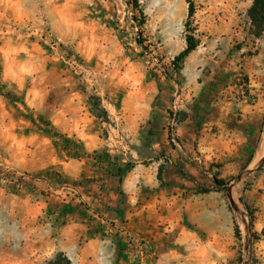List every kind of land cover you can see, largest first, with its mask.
Masks as SVG:
<instances>
[{
    "label": "rangeland",
    "instance_id": "obj_1",
    "mask_svg": "<svg viewBox=\"0 0 264 264\" xmlns=\"http://www.w3.org/2000/svg\"><path fill=\"white\" fill-rule=\"evenodd\" d=\"M136 2L0 0V264H264V22Z\"/></svg>",
    "mask_w": 264,
    "mask_h": 264
},
{
    "label": "trees",
    "instance_id": "obj_2",
    "mask_svg": "<svg viewBox=\"0 0 264 264\" xmlns=\"http://www.w3.org/2000/svg\"><path fill=\"white\" fill-rule=\"evenodd\" d=\"M132 6L135 8L137 6L136 0H131ZM251 20L254 24H258L260 22H264V0H253V3L249 9ZM193 15V4L188 1L187 7V17L191 18ZM186 46L174 57V64L176 62L186 57L192 50H194L197 46V41L195 40L193 34L189 33L185 35ZM217 184L223 185L225 184L222 179H214Z\"/></svg>",
    "mask_w": 264,
    "mask_h": 264
},
{
    "label": "crops",
    "instance_id": "obj_3",
    "mask_svg": "<svg viewBox=\"0 0 264 264\" xmlns=\"http://www.w3.org/2000/svg\"><path fill=\"white\" fill-rule=\"evenodd\" d=\"M242 106L246 110L248 109L247 107H253V105H250V104H245V105L242 104ZM250 113H252V116L257 115V111L254 110L253 108L250 109ZM247 116L250 117L251 115H247ZM35 240H39V242H40V247H39L40 248V253H42L43 250H44V236H43V234H41L40 236H36Z\"/></svg>",
    "mask_w": 264,
    "mask_h": 264
},
{
    "label": "water",
    "instance_id": "obj_4",
    "mask_svg": "<svg viewBox=\"0 0 264 264\" xmlns=\"http://www.w3.org/2000/svg\"><path fill=\"white\" fill-rule=\"evenodd\" d=\"M231 203H233L232 199H231Z\"/></svg>",
    "mask_w": 264,
    "mask_h": 264
},
{
    "label": "bare ground",
    "instance_id": "obj_5",
    "mask_svg": "<svg viewBox=\"0 0 264 264\" xmlns=\"http://www.w3.org/2000/svg\"><path fill=\"white\" fill-rule=\"evenodd\" d=\"M260 151V150H259ZM258 153H261V152H258Z\"/></svg>",
    "mask_w": 264,
    "mask_h": 264
}]
</instances>
